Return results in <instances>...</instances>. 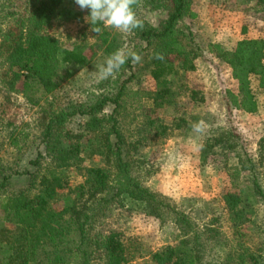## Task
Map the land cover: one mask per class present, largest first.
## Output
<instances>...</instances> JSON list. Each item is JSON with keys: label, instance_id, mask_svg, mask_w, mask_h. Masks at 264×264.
<instances>
[{"label": "trees", "instance_id": "obj_1", "mask_svg": "<svg viewBox=\"0 0 264 264\" xmlns=\"http://www.w3.org/2000/svg\"><path fill=\"white\" fill-rule=\"evenodd\" d=\"M254 1L264 11V0ZM135 11L142 28L124 34L99 24L93 26L102 28L97 34L84 19L90 11L81 10L75 0H0V94L18 93L31 105H40L59 88L56 76L61 67H85L98 49L106 58L121 47L150 58V76L155 82L162 83L174 73L193 72L194 56L187 50L193 34L181 23L193 17L192 0H140ZM158 14L163 17L153 24L151 18ZM58 15L63 23L85 22L81 41L63 40L49 32ZM209 51L230 68L237 83L236 94L226 91L229 105L255 114L258 105L250 82L256 79L257 88L264 91V39L249 38L242 29L241 37L229 47L217 42L209 45ZM157 53L164 59H156ZM169 94L170 89L162 87L148 98L159 107ZM124 95L121 88L112 98L99 96L60 111L49 103L41 112L38 139L44 155L34 161L36 169L28 174L26 189L12 188L7 179L0 178V222L4 224L0 223V264H91L96 260L133 264L141 255L139 247L119 232L98 228L99 219L113 206L124 208V197L144 205L149 216L174 217L182 229L176 245L151 253L150 264H203L199 247L203 252V244L199 234L189 235L193 230L189 218L142 184L141 176L148 171L136 158L144 143L165 140L168 132L180 131L186 120L166 127L146 109L136 108L134 115L128 114L133 130L125 131L114 115L102 113L108 102L116 112ZM200 95L197 90L188 91L187 103L201 105ZM76 116L81 119L77 126L71 123ZM16 138L21 139L10 133L11 146L20 149ZM90 139L91 164L87 165L82 148ZM238 146L237 136L224 131L211 136L202 149L203 155H232L223 165L228 187L222 191V200L237 238L236 255L228 253L221 264H263L262 257L249 253L246 233L239 229L254 217L255 205L264 202V171L260 181L255 163L243 160ZM257 146V165L264 170V137Z\"/></svg>", "mask_w": 264, "mask_h": 264}, {"label": "rangeland", "instance_id": "obj_2", "mask_svg": "<svg viewBox=\"0 0 264 264\" xmlns=\"http://www.w3.org/2000/svg\"><path fill=\"white\" fill-rule=\"evenodd\" d=\"M192 13L191 19L186 18L181 23L193 34L187 50L194 56L195 69L170 75L162 82L165 85L151 78L150 58H142L138 64L125 63L113 76L99 79L95 73L106 57L97 48V56L85 67H61L56 76L59 88L40 105H31L18 93L0 94V178L7 179V185L12 188L26 189L28 174L36 169L34 161L39 154L44 155L38 139L37 120L49 103L53 110L60 111L69 104L94 101L99 96L112 98L122 88L125 95L118 100V110L114 112V104L108 102L102 113L114 115L123 130H133L128 114L134 115L136 108L146 109L151 118L166 127H172L179 119L186 120L180 131L168 132L165 140L144 143L139 149L136 158L143 161L142 165L148 171L147 176H141L142 184L189 218L194 230L189 235L199 234L198 241L203 244V252L199 245L203 264H221L231 252L235 256L237 238L222 200V191L228 187L223 166L228 156L220 153L203 155L202 149L211 136L224 131L233 132L242 159L255 163L261 181L264 170L257 165V144L264 137V91L257 88L256 79L252 78L250 84L258 105L255 114L229 105L226 91L236 94L237 83L231 77L230 68L210 53L209 45L218 42L229 47L232 40L241 37L242 29L246 30L247 37L264 39V11L255 5L254 0H192ZM162 17L154 15L151 21L158 24ZM56 19L49 32L63 40L67 37L76 42L81 39L85 22L63 23L59 15ZM134 43L133 40L130 46ZM162 87L170 89L171 94L158 107L148 97L149 93ZM190 90L201 94V105L187 103L185 93ZM79 120L76 116L71 123L77 126ZM200 120L207 125L202 134L192 130V124ZM10 133L14 137L20 135L21 139L16 138L20 149L11 146ZM91 142L92 139L85 141L82 148L87 165L91 164L88 159ZM231 157L230 154L228 159ZM93 159L99 160L96 156ZM123 205L124 208L113 206L97 225L103 232L121 233L124 239L139 247L141 255L133 264H150L151 253L176 245L182 237V229L174 222V217L158 219L149 216L144 205L127 197L123 198ZM254 212V217L239 229V233H246L244 239L250 247L249 253L264 259V202L257 203ZM91 264L102 262L96 260Z\"/></svg>", "mask_w": 264, "mask_h": 264}, {"label": "clouds", "instance_id": "obj_3", "mask_svg": "<svg viewBox=\"0 0 264 264\" xmlns=\"http://www.w3.org/2000/svg\"><path fill=\"white\" fill-rule=\"evenodd\" d=\"M81 10H89L86 20L92 25L91 31L100 34L102 28L95 25L103 24L120 33L129 34L137 28H142L143 23L138 19L135 6L140 0H75ZM155 58L163 60V54L157 53ZM134 64L141 62L142 57L131 49L121 47L109 55L97 68L96 75L99 79H108L113 76L129 60ZM206 123L203 120L192 124L195 133H204Z\"/></svg>", "mask_w": 264, "mask_h": 264}, {"label": "crops", "instance_id": "obj_4", "mask_svg": "<svg viewBox=\"0 0 264 264\" xmlns=\"http://www.w3.org/2000/svg\"><path fill=\"white\" fill-rule=\"evenodd\" d=\"M264 37V36H263ZM250 38V37H249ZM254 39H256V38H254Z\"/></svg>", "mask_w": 264, "mask_h": 264}]
</instances>
